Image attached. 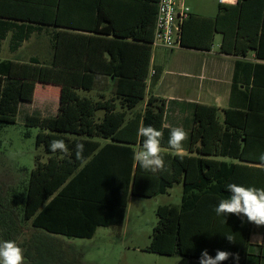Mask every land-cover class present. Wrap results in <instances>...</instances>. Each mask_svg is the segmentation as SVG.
Segmentation results:
<instances>
[{"label":"trees","instance_id":"16d2710c","mask_svg":"<svg viewBox=\"0 0 264 264\" xmlns=\"http://www.w3.org/2000/svg\"><path fill=\"white\" fill-rule=\"evenodd\" d=\"M97 1L98 5L101 0ZM157 1H152L150 29L141 39L143 62L134 61L136 68L131 71L123 70L121 48L111 58V70H95L99 58L93 53L100 40L93 35L67 36L78 48L71 56L64 55L62 32L55 36L50 63L38 57L27 61L0 59V126L16 122L19 106L33 101L36 85L59 90L56 116L32 113L25 117L26 127L39 129L36 146H42L48 157L45 162L37 159L29 174L20 215L13 214L8 202L0 201V240L15 241L23 249L25 264L76 263L75 257L69 256L75 253L74 247L61 240L91 238L98 227L121 225L129 197L152 198L165 194L174 184L182 186L181 202L179 206H158L146 250L197 264L203 250L213 257L221 250L239 256L238 262L230 256L223 264H250L253 223L233 214L217 216L214 208L231 195L225 188L229 183L264 188V161L260 159L264 154V87L256 85L258 73L264 84V64L235 61L231 99L239 92L245 100L243 109H224L219 121L216 107L189 105L192 126L187 154H177L168 145L171 128L163 125L165 100L149 96L142 112L134 110L147 96ZM62 3L0 0V42L11 30L9 49L15 51L33 31L29 23L62 27ZM81 28L94 32L92 26ZM215 34L221 35L220 53L246 57L252 52L255 59L264 60V0L219 3L214 17L189 14L180 26L179 45L208 51ZM141 125L163 132L162 172L144 170L133 159L142 144L137 135ZM53 139H63L68 154L51 152ZM77 143L84 144L83 161L75 157ZM25 222H30L31 229L19 242ZM226 235L234 241H228Z\"/></svg>","mask_w":264,"mask_h":264},{"label":"crops","instance_id":"0c3cea01","mask_svg":"<svg viewBox=\"0 0 264 264\" xmlns=\"http://www.w3.org/2000/svg\"><path fill=\"white\" fill-rule=\"evenodd\" d=\"M45 1L47 3L51 2V0ZM152 1L101 0L97 5V0H63L62 27L37 26L35 23H29L33 31L28 39L23 41L21 46L15 51H10L9 49L12 35V31L10 30L0 42V50L5 41L8 43V51L12 54L17 53L23 46L25 48L30 46L32 50L34 46L33 41L38 36L45 35L48 38L51 49L50 60H46L45 63H50L55 54V36L58 32L63 33V52L67 56H71V51L74 52V48H78L76 44L74 46L69 41L70 37L67 36L93 35L100 40L95 46L93 53L99 58L98 64L94 68L95 70H111V58H115L118 55V49L121 48L124 51L123 70L131 71L136 68V65L134 67V61L140 60L143 62L144 51L141 47L143 44L141 39H143V32H147L150 29L149 23L151 22V14L154 10ZM218 4L219 0H215L214 15L204 16L200 14V16L214 17ZM4 20L16 24L21 23L5 18ZM82 25L92 26L94 32L81 28ZM127 32H133L136 36ZM31 38L32 40L29 42ZM220 42L221 35L215 34L212 46L208 51L189 49L181 46L173 50H167L162 47L151 49L147 66V96L142 101V108L138 109L137 112L144 110L149 96L164 99L163 125L166 128L182 127L188 133V138L183 143L181 154H187L185 150L192 126V115L189 105L200 104L216 107L218 109L219 121L223 118L222 111L224 109L230 107L243 109L245 100L239 92H235L234 97L231 99V83L235 61L242 60L250 63L264 64V60L255 59L252 52L248 53L246 57L222 54L219 52ZM261 78L262 75L258 73L256 85L264 87V84L260 83ZM247 83L249 88L251 86V78H249ZM99 86L106 87L108 85ZM240 89L242 90L243 86ZM87 95L95 98L93 93H87ZM55 102L54 115L48 117H54L58 112L59 100L57 99ZM256 120L259 119L257 118ZM98 141L101 143L107 142L104 140ZM216 159L229 161L228 158ZM249 242L252 245L250 264H264V226L258 227L252 224ZM193 264L197 263L194 261Z\"/></svg>","mask_w":264,"mask_h":264},{"label":"rangeland","instance_id":"374dc122","mask_svg":"<svg viewBox=\"0 0 264 264\" xmlns=\"http://www.w3.org/2000/svg\"><path fill=\"white\" fill-rule=\"evenodd\" d=\"M185 5L190 14H215V0H185ZM33 45L32 50L30 46H23L12 54L5 41L0 50V59L27 61L30 56H36L43 62L50 60L51 49L47 36H38ZM58 92L55 86L36 85L33 102H24L19 106L16 122L0 126V201L8 202L14 215H20L26 184L36 160L45 162L48 157L42 146H36L39 129L26 127L25 117L32 113L42 117L53 116ZM141 108L142 101L134 110ZM181 193V184H174L165 194L152 198L131 196L121 225L98 227L91 238H65L66 242L61 240V243L74 247L75 253L69 255L75 257L74 264H193L194 261L180 256L146 250L157 221L158 206H179ZM22 227L23 233L18 234L17 238L19 242L28 237L30 222H25ZM19 231H22L21 228Z\"/></svg>","mask_w":264,"mask_h":264},{"label":"clouds","instance_id":"9594fccd","mask_svg":"<svg viewBox=\"0 0 264 264\" xmlns=\"http://www.w3.org/2000/svg\"><path fill=\"white\" fill-rule=\"evenodd\" d=\"M137 135L142 138L141 147L133 153L134 161L144 170L153 173L165 170V161L161 155V139L163 132L153 126H143L138 128ZM188 138V133L182 127L170 129L168 145L177 154L183 151V143ZM51 152H62L68 154L69 149L63 139H53L49 143ZM84 144L75 145V157L77 160H84ZM264 161V154L260 156ZM230 196L222 198L218 206L214 208L217 216H227L229 214L246 217L249 223L256 226H264V188L245 187L236 183H229L225 187ZM228 241L232 242L233 237L226 235ZM239 261L238 254L228 251L217 250L213 257L209 255L207 249L201 252L199 264H223L229 257ZM23 249L13 240H0V264H23Z\"/></svg>","mask_w":264,"mask_h":264},{"label":"built area","instance_id":"2783aa9c","mask_svg":"<svg viewBox=\"0 0 264 264\" xmlns=\"http://www.w3.org/2000/svg\"><path fill=\"white\" fill-rule=\"evenodd\" d=\"M237 0H219L222 4H235ZM185 0H158L152 36V48L173 50L179 47L182 21L189 15Z\"/></svg>","mask_w":264,"mask_h":264}]
</instances>
